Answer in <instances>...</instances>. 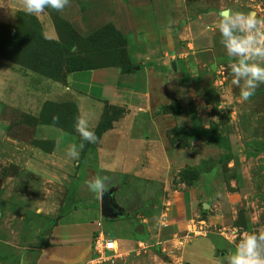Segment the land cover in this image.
<instances>
[{
    "label": "crops",
    "instance_id": "obj_1",
    "mask_svg": "<svg viewBox=\"0 0 264 264\" xmlns=\"http://www.w3.org/2000/svg\"><path fill=\"white\" fill-rule=\"evenodd\" d=\"M11 8V13L25 12L23 0L17 7ZM226 9L254 10L264 16V0H70L69 5L60 11L62 18L76 30L79 28L77 32L84 38L93 36L104 27L113 26L123 36H132L138 45L143 44L147 54L141 57L145 59L144 67L136 68L131 74L111 66L72 72L65 82L39 75L37 87L31 89L28 84L21 89L12 73L10 93L14 92L23 99L21 103L29 108V112L38 115L41 113L40 104L46 102L71 105L77 111V118L83 116L89 121L96 136L109 108L117 107L124 111L112 120L105 132L97 136L94 165L84 148L80 150L79 159L67 157L68 147L80 144L75 129L72 131L47 124L36 127L37 141L53 143L50 151H38L45 163L54 169L65 170H71L75 165V177L84 165L85 174L88 170L91 176L86 175V181L100 175L107 178L106 185L110 186L105 193L97 195L88 190L86 181L78 185L75 200L84 205L87 214L75 207L66 213L68 215H61L47 243L41 249L32 250L34 252L29 253L21 261L22 264H90L95 256L96 238L102 234L110 237L112 233L115 234L111 239L115 242L116 251L106 252V255L114 259L104 264H226L225 256L234 251L235 246L224 214V210L228 212L231 208L226 210L227 206L222 207L221 215H218V205L206 202L213 200L216 192L225 186L224 178L220 170L205 176L202 185L208 197L205 196L202 204L197 190H175L170 179L171 147L167 134L170 129L179 127L177 123L183 122L180 118L190 121L193 129L194 119L190 116L188 120L189 108L197 100H202L201 95L195 93L198 89L191 61H186L187 54L180 56L182 60L171 63L167 62L169 54L178 51L177 44L182 39L190 38L197 52L204 50L200 56L204 54L217 59L220 73L226 81L232 59L220 43L221 36L215 27ZM42 13L34 16L41 24L45 39L60 42L61 37L51 14L47 11ZM0 21L4 22V19ZM193 44L189 45L191 50ZM0 59V64L6 65L4 58ZM192 59L198 66L199 58L194 56ZM3 73L4 70H0V76ZM25 76L29 78L30 75L27 73ZM219 84L223 86L219 90V94L223 95V109L234 112V117L239 115V102L235 96L231 98L238 86ZM255 95L264 97V85L256 90ZM173 103L181 106L179 114L163 113V109ZM35 104H38V109H33ZM258 104L257 100L250 106L257 107ZM249 114L257 115V122L261 123L258 130L264 137V111ZM238 131L233 135L235 138L241 137L240 129ZM41 173L44 179L52 181L50 171L43 170ZM122 181L125 185H163L161 203L154 210L148 208L150 205L146 208L142 206L141 210L140 205L132 202L129 207L133 212L126 214L114 194V187ZM241 182L239 177L235 186L238 183L241 186ZM103 195H109L115 212L122 213V216L125 214L122 218L130 220L131 231L125 233L106 229V224L117 218L103 216ZM99 203L100 207H97ZM205 204L210 211L201 213L200 209H205ZM68 217L76 221H71V218L66 221ZM140 227L141 232H137ZM139 243L145 249H140Z\"/></svg>",
    "mask_w": 264,
    "mask_h": 264
},
{
    "label": "rangeland",
    "instance_id": "obj_2",
    "mask_svg": "<svg viewBox=\"0 0 264 264\" xmlns=\"http://www.w3.org/2000/svg\"><path fill=\"white\" fill-rule=\"evenodd\" d=\"M20 2L21 0H0V20L4 19V22L0 21V57L4 58L3 62L6 64H0V70H4L0 76V264H22L21 261L34 252L32 250L41 249L47 243L59 217L75 207L86 215L84 205L75 199L78 185L86 181V175L91 177L90 171L87 170L85 174L84 165L77 177L75 165H72V171L54 169L43 161L38 152L50 151L53 147L52 142H40L36 139V127L40 124V118L50 125L74 131L77 120L75 107L50 102L39 103L41 113L35 115L21 103L23 99L18 98L14 92L10 93L13 80L9 83L13 74L21 89L26 88L27 84L30 89L36 88L39 75L65 82L71 71L68 66L63 65L66 60L64 55L67 50H71L69 54L78 51L73 37H89L79 35V28L76 30L62 18L60 12L48 8L45 11L51 14L53 21L55 18L59 21L57 29L61 40L59 43L46 41L43 29L34 15L23 11L11 13V7H17ZM104 31L102 28L93 37ZM119 34L121 37L106 31L96 42L84 41L78 44L92 52L82 56L83 59L94 57L96 60L106 58L113 62L121 60L120 68L126 74L134 73L138 67H144L145 59L141 57H145L147 51L143 44L138 45L132 36L125 37L120 32ZM191 44L193 42L190 38L182 39L177 44L178 51L169 54L167 61L171 63L182 60L180 56L187 54L186 61H191L193 74L196 75L194 81L198 90L195 88V93L200 94V99L203 100H197L189 108L188 120L190 116L194 119L193 129L190 121L180 118L183 122L177 123L180 124L179 127L167 132L169 147L173 149L169 152L171 184L175 190H197L202 204L208 197V192H205L202 185L203 179L220 170L225 186L216 192L213 200L206 202L218 205V215H221L222 207L227 206L226 210L231 208L228 212L224 210V214L228 231L232 233V240L236 244L243 233L264 231V137L258 130L261 123L257 122V115L249 114L264 111V97L254 95L250 101L238 103L240 112L234 117V112L223 109V98L219 94L223 87L219 83L231 84V71H227V80L224 81L217 59L208 55L205 57L204 54L200 56L204 50L197 52L194 44L191 50ZM192 52L195 54L192 55ZM194 56L199 58L198 66H195L192 59ZM77 59L78 56L69 58L71 62ZM18 65L29 71L19 68ZM167 70L173 73L170 68ZM27 73L29 78L25 76ZM239 94L238 87V90H233L231 98H238ZM257 100V107L250 106ZM201 101L202 106L198 109ZM34 106L36 107L33 109H38V104ZM179 111L181 106L175 103L163 109V113L179 114ZM123 113L121 108H109L105 115V126ZM239 129L241 137L235 138L233 135ZM79 140L82 143L81 138ZM95 143H84L83 147L93 165ZM43 170L51 172L52 181L43 178ZM239 177L243 182L241 186L239 183L235 186ZM108 186L110 185H106V189ZM161 186L125 185L122 181L114 187V194L126 214L133 212L129 207L132 202L136 206L140 205L141 210L142 206L146 208L148 205L150 210H154L164 195L163 185ZM97 207H100V203ZM204 210L210 211L209 208H201V213ZM122 217L109 221L106 229H117L125 233L131 231L130 220ZM71 221L76 220L71 218Z\"/></svg>",
    "mask_w": 264,
    "mask_h": 264
},
{
    "label": "clouds",
    "instance_id": "obj_3",
    "mask_svg": "<svg viewBox=\"0 0 264 264\" xmlns=\"http://www.w3.org/2000/svg\"><path fill=\"white\" fill-rule=\"evenodd\" d=\"M69 3L70 0H23V9L26 14L38 15L48 8L63 11ZM215 27L221 36L220 43L232 59L229 65L233 77L231 83L240 88L237 102H248L264 85V16L254 10L226 9ZM75 131L82 143L70 145L66 150L67 157L72 160L79 159L84 143H95L98 139L83 116L77 118ZM106 179L97 175L86 181L88 190L97 195L105 193ZM225 261L226 264H264V231L241 234L234 251L227 253Z\"/></svg>",
    "mask_w": 264,
    "mask_h": 264
},
{
    "label": "trees",
    "instance_id": "obj_4",
    "mask_svg": "<svg viewBox=\"0 0 264 264\" xmlns=\"http://www.w3.org/2000/svg\"><path fill=\"white\" fill-rule=\"evenodd\" d=\"M54 22H55L56 26L59 24V21L57 20V18L54 19ZM104 29H105V31L103 33H101V35H98L97 37H93L95 34L93 36H91L92 38L89 37L88 39H81L79 37L77 38V36L73 37V42L76 43V45L78 47V51L74 52L72 54H69V52L71 50H67V52L64 55V58H66V60L63 62L64 66L69 67L71 73L84 71V70H95V69L107 68V67H111V66H116L119 68L122 67V66H120V65H122L121 60H117L116 62H113L111 59H106V58L103 60H96L94 57L93 58L87 57V59H83V57H82L84 55L91 54L92 52L87 51V49H85L84 46L79 47L78 44L84 43V41H86V43L96 42V40L100 36L104 35V33L106 31L107 32L110 31L111 33L116 34L118 37H121L119 32L116 31V29L113 26H107V27H104ZM74 34H75V32H74ZM46 41H48V40H46ZM48 42H50V41H48ZM50 43H55V42H50ZM71 56H78L79 59H77V61H75V62H71L69 60V58ZM122 71L125 73V71L123 69H122ZM39 122H40V124H47V125L49 124V123H46L45 121H43L41 118H40ZM111 123H112V121H111ZM111 123L105 126V122L103 121L101 127L97 131V136L99 137V135H101L103 132H105L111 126Z\"/></svg>",
    "mask_w": 264,
    "mask_h": 264
},
{
    "label": "built area",
    "instance_id": "obj_5",
    "mask_svg": "<svg viewBox=\"0 0 264 264\" xmlns=\"http://www.w3.org/2000/svg\"><path fill=\"white\" fill-rule=\"evenodd\" d=\"M139 248H144L142 243H139ZM115 242L105 234L98 236L95 240V256L90 264H104L105 262H112L113 257H108L106 252H115Z\"/></svg>",
    "mask_w": 264,
    "mask_h": 264
},
{
    "label": "water",
    "instance_id": "obj_6",
    "mask_svg": "<svg viewBox=\"0 0 264 264\" xmlns=\"http://www.w3.org/2000/svg\"><path fill=\"white\" fill-rule=\"evenodd\" d=\"M112 194V193H111ZM204 208H208V205L205 204ZM101 210H102V214L105 218H118V217H122V213L120 212H115L114 208L112 207V203L109 200V195H103L102 196V202H101ZM142 227H140L139 230H137V232H141ZM115 234H110V238H114Z\"/></svg>",
    "mask_w": 264,
    "mask_h": 264
}]
</instances>
